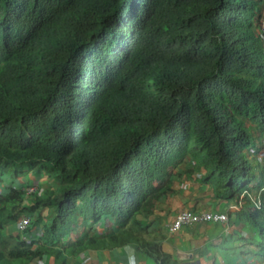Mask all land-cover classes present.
<instances>
[{
	"label": "trees",
	"instance_id": "16d2710c",
	"mask_svg": "<svg viewBox=\"0 0 264 264\" xmlns=\"http://www.w3.org/2000/svg\"><path fill=\"white\" fill-rule=\"evenodd\" d=\"M262 9V0H0V177L57 181L28 197L20 186L0 192V264L66 259L58 243L79 216L111 218L108 247L181 264L144 219L187 157L218 195L238 196L255 178L248 127L264 126ZM23 213L26 229L9 230Z\"/></svg>",
	"mask_w": 264,
	"mask_h": 264
},
{
	"label": "crops",
	"instance_id": "0c3cea01",
	"mask_svg": "<svg viewBox=\"0 0 264 264\" xmlns=\"http://www.w3.org/2000/svg\"><path fill=\"white\" fill-rule=\"evenodd\" d=\"M248 129L253 137L248 154L254 160L256 176L238 196L216 194L217 188L202 178L203 168L188 157L178 161L172 173L165 177L164 192L159 194L153 212L144 223L150 237L161 239L162 249L179 263L264 264V238L250 217L254 211L264 217V126L252 123ZM32 180L35 183V178ZM183 210L225 212L227 219L199 220L173 228L175 215ZM78 220L80 222L58 243L65 248L66 259L48 254L38 260V264H155L132 244L108 247L106 241L101 240L112 231L109 216L94 224ZM12 225L8 224L9 230L15 229V223ZM87 238L95 240L90 243Z\"/></svg>",
	"mask_w": 264,
	"mask_h": 264
},
{
	"label": "built area",
	"instance_id": "2783aa9c",
	"mask_svg": "<svg viewBox=\"0 0 264 264\" xmlns=\"http://www.w3.org/2000/svg\"><path fill=\"white\" fill-rule=\"evenodd\" d=\"M264 3V0H262ZM260 31L264 34V7L262 9V18L260 21ZM33 190V186L27 188V193ZM29 215L27 213L21 214L18 219L17 226L19 229L23 230L26 228L29 222ZM227 219V214L220 211L205 210L202 212H192L189 210H183L176 214L173 221V228H178L182 224H190L199 220H212V221H225Z\"/></svg>",
	"mask_w": 264,
	"mask_h": 264
},
{
	"label": "rangeland",
	"instance_id": "374dc122",
	"mask_svg": "<svg viewBox=\"0 0 264 264\" xmlns=\"http://www.w3.org/2000/svg\"><path fill=\"white\" fill-rule=\"evenodd\" d=\"M263 7H264V3H263ZM1 175V174H0ZM4 177H5V180H6V182L8 183V184H6V185H1L0 186V190H3L4 188H7V187H9V186H13V185H18V178H14L15 176H8L7 174H4L3 175ZM21 176L23 177V178H25V180H26V178H28V182L29 181H31L33 178H36V179H39V178H41L42 176H44V178L43 179H40L39 180V182L38 181H36L35 180V183L33 182V184H38V183H40V185L41 186H38V189H39V193H40V191L42 190H44L46 187H48V186H54V185H56V183H57V181H55L49 174H47L46 172H40L39 174H38V176H33V177H30V175H29V172L28 171H24V172H22L21 173ZM50 177H51V179H50ZM0 179H2L3 180V178L2 177H0ZM52 179L54 180V181H52ZM2 180H0V182L2 181ZM48 206H45V207H43L42 208V210H41V218H40V220L41 221H44L45 220V217L47 216V214L49 213L50 215H51V213H52V205L50 204V203H48L47 204ZM80 220L82 219L81 218V216H79L78 217ZM77 222H80L79 220H77ZM76 222V223H77ZM11 224H13L14 225V223H13V221L11 222ZM12 225V226H13ZM15 226V225H14ZM18 230L16 229V227H15V229H14V232H17ZM19 232H23V231H19ZM41 234V232H39L38 233V235H40ZM27 236L29 235V233H27L26 234ZM25 237V236H24ZM26 239H28L27 237H25ZM97 243H102L101 241H98ZM69 250V253H71V250L70 249H68ZM67 255H66V253H65V257H66ZM45 258V257H44Z\"/></svg>",
	"mask_w": 264,
	"mask_h": 264
},
{
	"label": "clouds",
	"instance_id": "9594fccd",
	"mask_svg": "<svg viewBox=\"0 0 264 264\" xmlns=\"http://www.w3.org/2000/svg\"><path fill=\"white\" fill-rule=\"evenodd\" d=\"M30 175V174H29ZM9 177L11 176V175H8ZM6 177V176H5ZM5 177H4V179L0 182V186L1 185H6V184H8L7 182H6V180H5ZM30 177H33L32 175H30ZM36 177V176H35ZM14 178H18V185H14V186H20V187H22L23 189H24V195H26L27 197L30 195V194H32L33 192H38L39 193V189H38V186H41L40 185V183H38V184H33V180H31V181H27L28 180V178H26V180H25V178H23L22 176H21V174H19L18 176H15ZM35 180L36 181H38L39 182V180L40 179H36L35 178ZM20 184H22V185H20ZM29 186H33V190L30 192V193H27L26 191H27V188L29 187ZM2 191H4V189L3 190H0V192H2ZM40 193H42V190L40 191ZM25 198V200L26 201H28V198ZM179 213V212H178ZM21 216V215H20ZM19 216V217H20ZM176 216V215H175ZM19 217L13 222V223H15V227H16V229L18 230V231H24L25 229H23V230H21V229H19L18 228V226H17V222H18V219H19ZM30 218V217H29ZM83 220V219H82ZM174 221V220H173ZM29 223V222H28ZM28 225V224H27ZM27 227V226H26ZM180 227V226H179ZM39 232H42L41 231V229L39 228V229H37L36 231H34V234H36V235H38V233ZM30 233H33V232H30ZM46 255H48V254H45L44 256H46ZM43 256V257H44ZM42 257V258H43ZM41 258V259H42ZM38 260H40V259H38ZM38 260H36L35 262H32V264H38Z\"/></svg>",
	"mask_w": 264,
	"mask_h": 264
}]
</instances>
